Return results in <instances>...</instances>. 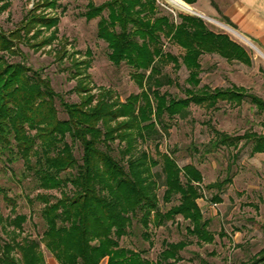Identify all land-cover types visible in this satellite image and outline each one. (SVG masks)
Segmentation results:
<instances>
[{
  "label": "trees",
  "instance_id": "obj_1",
  "mask_svg": "<svg viewBox=\"0 0 264 264\" xmlns=\"http://www.w3.org/2000/svg\"><path fill=\"white\" fill-rule=\"evenodd\" d=\"M188 4L196 0H184ZM47 6L54 7L56 0ZM83 13L86 19L98 17L97 37L107 43L108 58L114 65L126 63L131 78L140 91L121 101L109 88L92 92L89 60H78L72 53L66 66L75 79L72 88L78 100L64 101L49 77L41 69L27 65L21 44L39 49L56 39L58 17L36 13V7L20 24L9 31L0 27V162L16 181L30 178L41 190L34 197L25 194L28 204L40 202L43 230L36 237L24 234L26 214L17 213L16 198L0 188L3 200L11 205L12 215L2 218L0 264H46L41 245L59 264H177L187 240L163 242L157 258L151 261L143 250L122 246L120 240L130 234L133 220L144 229L158 227L180 215L188 222L186 233L198 244L212 243L214 233L208 228L197 203L202 197L198 186L201 172L192 164L180 167L172 151L162 147V136L169 134L166 119L182 116L192 103L207 110L219 102L240 106L252 103L264 111V99L244 87L199 86L204 53H216L227 61L249 65L245 49L224 33L207 28L197 16L178 14L176 22L164 14L157 0H88ZM6 8L3 2L0 11ZM226 22L227 20L222 17ZM50 36L37 40L43 31ZM183 52L175 56L163 49V41ZM76 53V52H75ZM66 49L59 45L55 59L61 61ZM20 58L10 61L8 57ZM182 62L188 71L184 97H175L161 88L173 79L162 68ZM59 99L65 117L55 105ZM211 137L204 152L221 147L238 149L242 140L251 143L250 155L264 154V133L245 131L229 134L212 123L207 124ZM69 138V140H68ZM153 143L154 152L142 145ZM245 142V143H246ZM77 145L80 156L75 155ZM22 162L17 173L12 164ZM159 166L163 176V201L178 197L167 211L159 208L157 182L152 168ZM225 178L207 187H222ZM58 190L59 194L46 191ZM213 202L221 201L218 194ZM264 262V249L239 264Z\"/></svg>",
  "mask_w": 264,
  "mask_h": 264
},
{
  "label": "rangeland",
  "instance_id": "obj_2",
  "mask_svg": "<svg viewBox=\"0 0 264 264\" xmlns=\"http://www.w3.org/2000/svg\"><path fill=\"white\" fill-rule=\"evenodd\" d=\"M49 1L0 0V4L3 2L6 4V8L0 11V27L6 31L18 26L34 7L37 8L38 14L44 13L47 16L58 17L56 39L52 43L34 50L21 44L25 55L24 62L34 69H41L42 75L49 77L53 89L61 94L64 101L78 100L77 95L72 92L75 79L70 76L69 69H66L72 53L78 60H89L86 71L90 74L92 92H98L100 87L109 88L121 101L132 93H138L140 89L131 78L132 68L124 62L119 65L110 62L107 43L97 37L98 17L86 19L84 16L88 0H56L54 7L46 5ZM92 1L99 4L105 0ZM215 1L205 0L207 5L209 3L214 5ZM157 4L164 14H170L176 22L179 21L178 14L201 18L208 29L228 35L249 54L251 58L249 65L237 61L229 62L216 53L202 54L199 58L201 64L199 86L207 85L211 88L241 86L247 92L264 99V49L262 47L251 39L252 42L249 40L247 42L237 32L230 30L221 14L200 12L195 2L186 4L202 17L193 12L175 8L168 0H157ZM51 31L52 29L43 31L37 40L50 36ZM163 43L165 52L175 56L182 54L183 51L178 46L167 40ZM59 45L66 49V54L61 61L55 59L54 55V50ZM19 58V56L8 57L10 61H16ZM162 72L169 75L173 83L164 85L161 91H166L175 97H184V88L188 86L185 82L188 71L184 64L179 62V66L174 67L173 63H169L162 68ZM55 105L59 116L64 118L65 113L59 99H56ZM166 120L170 128L169 134L162 136V147L165 151H172L180 167L190 163L201 172L202 182L198 186L202 190V197L197 199V203L204 218L209 221L208 228L214 233V241L198 244L194 236L186 233L185 228L188 222L177 215L161 226H150L147 229L149 235L147 239L143 237V227L134 219L130 234L123 237L120 244L143 250V256L154 261L162 250L164 241L187 240L189 243L180 251L182 259L177 264H239L251 259L264 249V154L250 155L251 143L245 140L239 143L238 149L221 147L204 152L203 145L211 137L207 126L209 122L219 130L232 135L242 134L245 131L264 133V111H258L247 100L238 107L219 102L216 108L210 110L191 103L184 115ZM142 146L148 148L151 153L154 152L151 141ZM74 150L78 158L80 150L77 145ZM11 166L18 173L22 162H16ZM5 170L0 162V188L3 187L9 196H15L17 213L27 215L24 234L36 237L43 230L40 202L28 204L24 195L29 194L34 197L42 191L35 188L29 177L18 182L11 178L8 170ZM152 172L157 182L159 208L165 212L178 203V197H173L167 202L163 201V176L157 175L160 167H153ZM225 178H230L231 181L224 183L220 188L207 187ZM46 192L59 194L58 190ZM215 194L221 198L220 202H213L212 196ZM9 215H12L11 205L7 204L0 194V216L4 219ZM0 236H4L1 222ZM41 249L46 264H51L54 258L43 245ZM105 261L106 259H103L100 264H105Z\"/></svg>",
  "mask_w": 264,
  "mask_h": 264
},
{
  "label": "crops",
  "instance_id": "obj_3",
  "mask_svg": "<svg viewBox=\"0 0 264 264\" xmlns=\"http://www.w3.org/2000/svg\"><path fill=\"white\" fill-rule=\"evenodd\" d=\"M195 4L204 14H221L230 29L264 49V0H216L214 5L196 0ZM51 264L59 263L54 259Z\"/></svg>",
  "mask_w": 264,
  "mask_h": 264
},
{
  "label": "bare ground",
  "instance_id": "obj_4",
  "mask_svg": "<svg viewBox=\"0 0 264 264\" xmlns=\"http://www.w3.org/2000/svg\"><path fill=\"white\" fill-rule=\"evenodd\" d=\"M175 8L178 9H182V10H186L188 12H193V13H197L195 10H193V8H191V6H189L188 4H186L185 2H183L182 0H168ZM208 17V16H207ZM211 20V19H210ZM223 25V24H222ZM232 30V29H230ZM233 32H235L234 30H232ZM236 33V32H235ZM247 42L248 39L244 38ZM263 55V54H262ZM264 57V56H263Z\"/></svg>",
  "mask_w": 264,
  "mask_h": 264
},
{
  "label": "water",
  "instance_id": "obj_5",
  "mask_svg": "<svg viewBox=\"0 0 264 264\" xmlns=\"http://www.w3.org/2000/svg\"><path fill=\"white\" fill-rule=\"evenodd\" d=\"M194 14H196V15H198V16H200V17H202L200 14H197V13H194Z\"/></svg>",
  "mask_w": 264,
  "mask_h": 264
}]
</instances>
